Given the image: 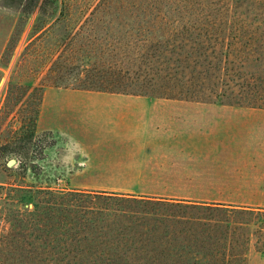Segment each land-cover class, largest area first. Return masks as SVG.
Segmentation results:
<instances>
[{"label":"rangeland","instance_id":"rangeland-1","mask_svg":"<svg viewBox=\"0 0 264 264\" xmlns=\"http://www.w3.org/2000/svg\"><path fill=\"white\" fill-rule=\"evenodd\" d=\"M256 1L246 0L254 5ZM235 2L0 0V240L3 236H15L16 240L19 225L31 238L39 217L48 212L46 202H60L61 191L86 190L181 203L217 199L229 206L264 208L260 183L264 177L246 174L244 167H238L235 150L230 151L231 165L223 164L219 149L196 159L149 158L140 156L141 151H131L139 154L132 158L117 157L129 151L116 148V132L120 130L115 126L114 113L108 109V95L120 92L79 87L82 82L108 85L114 79L111 70L116 60L125 68L127 54L137 60L138 54L160 45L175 50L161 56V76L150 79L143 73L137 78L140 71L134 74L132 70L130 79L127 75L122 79L124 84L138 93H148L145 95L173 94L264 106V31L223 28ZM259 4L264 5V0ZM66 5L71 9H64ZM96 5L120 9L113 14L92 13ZM86 6L90 8L86 10ZM167 66L173 68L172 76L166 75ZM193 66L195 77L191 76ZM102 71L104 75H99ZM147 81V86L139 88V83L145 85ZM213 83L215 88L209 86ZM47 92L50 103L56 99L54 93H86L94 96L91 100L96 105L92 109V101L84 100L83 107L66 108L62 122L50 121L44 115ZM51 110L45 114H56L55 109L53 113ZM11 159L16 162L11 164ZM48 191L58 194L52 196ZM100 203L108 215L94 219L91 214V225L116 229L127 226L150 240L155 233L173 235V242L180 245L175 257L178 264H264V251L260 250L264 249V230L259 231L257 226L234 233L251 235L244 260L228 252L230 261L223 263V254L215 251L209 256L210 262L185 247L198 242L201 231H210L203 221L196 220L197 216L207 215L152 203L137 204L144 211L135 213L130 209L134 205L122 198L103 199ZM54 222L52 239L60 248L65 229L61 208ZM104 240L109 241L106 237ZM54 254L62 256L59 250Z\"/></svg>","mask_w":264,"mask_h":264},{"label":"trees","instance_id":"trees-1","mask_svg":"<svg viewBox=\"0 0 264 264\" xmlns=\"http://www.w3.org/2000/svg\"><path fill=\"white\" fill-rule=\"evenodd\" d=\"M233 12L229 14L224 21L223 28L230 30L241 31H264V5L259 4V0L254 3L246 2V0H236L233 4ZM90 6H86L88 10ZM64 9L70 10L71 5L64 6ZM119 7H109L107 5H96L93 7L92 13L113 14L119 12ZM175 53L174 47L168 49L162 48L160 45L151 46L147 51L138 54L137 60L132 55H126L127 67L119 65V59L114 62L111 74L114 76L108 85L101 83L82 82L79 84L83 89H105L110 92L132 93V94H148L146 92H136L131 85L123 83L124 77L130 79V72L133 70L139 78L143 73L150 75V79H158L161 76L159 69V61L161 56L166 53ZM118 56L115 53L114 56ZM167 60H171L168 57ZM121 64V63H120ZM136 65V66H135ZM166 67V75H173V68ZM188 67V66H187ZM136 68V70L134 69ZM215 69L219 70L216 64ZM185 70V68H184ZM193 66L191 76L195 77ZM226 70V68H225ZM136 72V73H135ZM176 73V72H175ZM201 70L197 71L200 74ZM99 75H104V71L99 72ZM257 79H260L257 77ZM263 79V78H262ZM261 79V80H262ZM150 81V80H148ZM139 83V88L147 86L148 83ZM200 81V80H199ZM263 81V80H262ZM133 83V81L131 82ZM201 85L204 83L201 82ZM168 86V85H166ZM215 88L217 85L213 83L209 85ZM250 85H248L249 88ZM151 95H155L151 93ZM174 96L173 94H164ZM255 106V105H253ZM264 107V106H258ZM49 195L55 196L58 193L52 191L46 192ZM62 200L60 202L48 201L46 208L48 212L42 213L39 217V222L35 231H32L31 238H28L26 231L23 230V225L18 226V231L11 239L3 236L0 240V264H178L176 260L178 255L177 249L180 245L173 242V235H158L150 240L145 237L141 231L133 228L121 227L119 229L113 227H103L97 223L90 224V215H94V219L108 215L106 207L101 206L100 201L103 199H121L128 201L134 205L131 211L138 213L144 211L137 204L145 205L152 203L155 205H169L190 209L197 214L207 215L197 216V221H203V226L209 232H200L201 239L193 244L187 243L185 247L189 251L201 254L211 262V254L215 251H220L223 254L224 261L229 263V255H240L244 260L246 251L251 242V235H246L244 232H239L236 236V231H249L252 226H257L259 231L264 230V208H247L245 206H229L217 199L211 201L197 202H168L160 199H144L137 197H119L116 195H108L103 192L91 193L86 190L61 191ZM89 198V200L87 199ZM93 203V204H92ZM145 207V206H144ZM61 208L64 215L65 229H63V243L60 248L52 239V234L56 232L57 211ZM209 222L206 224V220ZM27 228V227H26ZM195 236L196 233H194ZM13 235V234H12ZM34 236V237H33ZM87 237L101 238L100 242L87 241ZM109 241H105L104 238ZM175 237V236H174ZM114 238H116L114 240ZM143 238L145 240H143ZM8 239V240H7ZM259 242V241H258ZM62 252L61 257L55 256V251ZM264 251V249H260ZM225 255V256H224ZM215 261V260H214ZM216 263V262H215ZM212 261V264H215Z\"/></svg>","mask_w":264,"mask_h":264},{"label":"crops","instance_id":"crops-1","mask_svg":"<svg viewBox=\"0 0 264 264\" xmlns=\"http://www.w3.org/2000/svg\"><path fill=\"white\" fill-rule=\"evenodd\" d=\"M49 94L44 99V115L60 122L66 108L76 110L84 106V100L94 97L54 93L56 99L50 103ZM108 99V109L120 130L116 132V148L129 151L117 157L132 158L139 154L131 151H141L140 156L149 158L196 159L219 149L223 164L231 165L230 151L235 150L238 167H244L246 174L264 177V107L130 93H111ZM95 105L93 101L90 104L92 109ZM54 109L56 114H45ZM260 183L264 189V179Z\"/></svg>","mask_w":264,"mask_h":264},{"label":"water","instance_id":"water-1","mask_svg":"<svg viewBox=\"0 0 264 264\" xmlns=\"http://www.w3.org/2000/svg\"><path fill=\"white\" fill-rule=\"evenodd\" d=\"M15 162H16L15 159H11V160H10V163H11V164H13V163H15Z\"/></svg>","mask_w":264,"mask_h":264}]
</instances>
